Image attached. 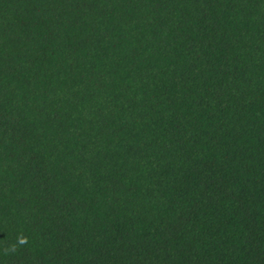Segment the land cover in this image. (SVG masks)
Instances as JSON below:
<instances>
[{
    "label": "trees",
    "instance_id": "obj_1",
    "mask_svg": "<svg viewBox=\"0 0 264 264\" xmlns=\"http://www.w3.org/2000/svg\"><path fill=\"white\" fill-rule=\"evenodd\" d=\"M0 264H264V0H0Z\"/></svg>",
    "mask_w": 264,
    "mask_h": 264
}]
</instances>
